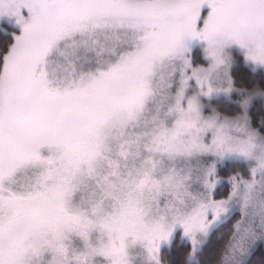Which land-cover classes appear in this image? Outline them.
Masks as SVG:
<instances>
[{"label": "snow or ice", "instance_id": "6c2138e0", "mask_svg": "<svg viewBox=\"0 0 264 264\" xmlns=\"http://www.w3.org/2000/svg\"><path fill=\"white\" fill-rule=\"evenodd\" d=\"M0 264H264V0H0Z\"/></svg>", "mask_w": 264, "mask_h": 264}]
</instances>
